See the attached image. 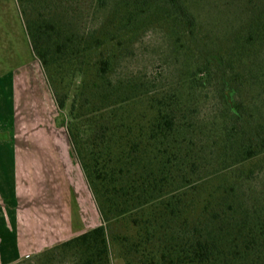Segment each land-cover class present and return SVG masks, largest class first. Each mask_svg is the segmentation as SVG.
Listing matches in <instances>:
<instances>
[{"label":"trees","instance_id":"trees-1","mask_svg":"<svg viewBox=\"0 0 264 264\" xmlns=\"http://www.w3.org/2000/svg\"><path fill=\"white\" fill-rule=\"evenodd\" d=\"M16 1L57 110L71 101L69 116L56 122L101 220L47 254L70 257L67 264H111L108 226L126 221L133 233L112 237L125 264H264V192L256 187L264 177V111L256 96L235 98L264 90V7L225 52L191 57L179 86L155 94L113 80L119 55L111 43L122 47L164 22L190 49L198 23L185 0H117L89 36L79 33L67 0ZM92 1L102 9L109 3ZM215 76L224 104L205 117Z\"/></svg>","mask_w":264,"mask_h":264},{"label":"rangeland","instance_id":"rangeland-1","mask_svg":"<svg viewBox=\"0 0 264 264\" xmlns=\"http://www.w3.org/2000/svg\"><path fill=\"white\" fill-rule=\"evenodd\" d=\"M116 1L109 0V3L103 9L99 4L97 5L96 1L92 0H67L66 6L71 9L72 19L79 28V33L89 36L107 21L108 17L111 18L110 12ZM185 1L189 3L198 23L195 32L196 42L191 44V48L189 49L187 44H183L184 47L181 48L170 26L164 22L148 25L141 29L131 40L123 42L122 47L116 45L117 41L111 43V45L115 44L114 47L118 49L119 55L112 74L113 80H134L145 84L155 94L174 91L183 79V67L186 65L187 60H191L193 56L204 58L209 55L208 52H225L232 36L243 29V26L256 17L260 9L264 7V0ZM25 3L23 0V4ZM47 8L43 4L40 11L42 13L49 12ZM51 11L55 12L54 8ZM18 48L19 51L17 49L12 53L11 65L8 66L9 63L7 62V67L2 69L3 71L16 72V70H21V66H24L27 57L22 50L20 51V44ZM100 51L105 53V47ZM100 51L92 56V63L99 58ZM262 54L264 55V51ZM32 60L35 62L29 63L26 74L23 73L25 69L22 68V87L25 90L20 93L21 104L15 109V115L7 118L8 120L6 119L4 129L0 128V139L15 141L17 155L28 156L30 159L36 157L44 160L59 158L68 179L75 183L76 192L75 195H71L61 187V194L57 196L59 204L55 203V206L57 204L60 209H63L65 204L62 205L60 202L68 200L70 203V199L74 196L76 212L85 221L84 228H93L101 224L100 217L98 218L92 196L80 169H78L79 166L66 131L64 128L59 127L56 122V119L61 116L66 118L69 116L71 101L69 100L66 103L65 109L61 113L57 110L52 90L45 78L42 67L34 57ZM24 79H26V84ZM79 80L77 77L73 78L69 90L70 95L75 94L74 89L80 82ZM218 80L220 78L215 76V87H212V92L208 95L209 102L201 110L202 116L209 117L220 113L219 109L224 104V100L220 96ZM239 95L248 98L256 96L264 111V90L259 92L238 91L235 98H238ZM35 165L39 166L35 163L28 165L31 168H28L27 172L32 176L35 172H40L39 169L35 170ZM27 184L29 186L24 190V195L28 198L25 208L28 211L35 210L41 206L38 205L37 200L38 190L32 188L33 183L31 181H28ZM256 187L258 192H264V177L256 183ZM32 197L35 198V202L32 201ZM131 233H133V229L126 221L112 222L108 226L107 234L110 242L111 264H125L120 257L119 247L113 243L112 237ZM55 240H57V237H54L51 242H45L42 246L38 245L41 248H37L35 253H30L13 264L69 263L70 257L65 259L56 255L55 258H52L50 254H47L53 247L61 244H55Z\"/></svg>","mask_w":264,"mask_h":264},{"label":"crops","instance_id":"crops-1","mask_svg":"<svg viewBox=\"0 0 264 264\" xmlns=\"http://www.w3.org/2000/svg\"><path fill=\"white\" fill-rule=\"evenodd\" d=\"M19 44L20 51L22 50L27 57L24 66L16 72L3 71L2 69L7 67V62L8 66L11 65L12 53L17 49L19 51ZM32 58L17 1L0 0L1 129H4L6 119L15 115V109L21 104L20 93L25 90L22 87V68L26 74L29 63L35 62ZM24 81L26 84V79ZM16 147L15 141L0 139V264H13L22 260L26 255L35 253L45 242H51L54 237H57L55 244L62 243L92 229L84 228L85 221L76 212L74 196L71 199L68 196L70 203L68 200L60 202L62 205L65 204L63 209L57 206L59 204L57 196L61 194V187L68 194L75 195L76 192V185L68 179L59 158L30 159L28 156L17 155ZM35 147L37 148V145ZM33 163L39 164L35 165V170H40L35 172L34 176L27 172V169L31 168L28 165ZM28 181L33 183L32 188L38 190L37 200L38 205H41L30 211L25 208L28 198L24 195V190L29 186ZM34 200L32 197V201Z\"/></svg>","mask_w":264,"mask_h":264}]
</instances>
